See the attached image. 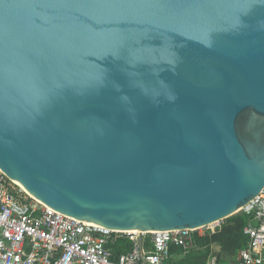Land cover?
Wrapping results in <instances>:
<instances>
[{
    "label": "water",
    "instance_id": "95a60500",
    "mask_svg": "<svg viewBox=\"0 0 264 264\" xmlns=\"http://www.w3.org/2000/svg\"><path fill=\"white\" fill-rule=\"evenodd\" d=\"M0 170L108 229L237 214L264 189V0H0Z\"/></svg>",
    "mask_w": 264,
    "mask_h": 264
},
{
    "label": "built area",
    "instance_id": "2783aa9c",
    "mask_svg": "<svg viewBox=\"0 0 264 264\" xmlns=\"http://www.w3.org/2000/svg\"><path fill=\"white\" fill-rule=\"evenodd\" d=\"M245 247L219 262L211 249L205 264H264V189L241 210ZM213 225V224H211ZM211 225L174 231H119L54 210L0 170V264H165L173 254L201 247L198 237ZM120 240L128 248L118 249Z\"/></svg>",
    "mask_w": 264,
    "mask_h": 264
},
{
    "label": "trees",
    "instance_id": "16d2710c",
    "mask_svg": "<svg viewBox=\"0 0 264 264\" xmlns=\"http://www.w3.org/2000/svg\"><path fill=\"white\" fill-rule=\"evenodd\" d=\"M248 219L246 214L238 212L222 220L223 222L213 233L197 238L200 249L191 250L182 255L178 250L172 248L171 252L176 257L168 259L165 264H205L211 249L216 253L219 262L232 260L236 252L245 247L247 243V236L243 233V228ZM127 242L120 240L118 249L128 248Z\"/></svg>",
    "mask_w": 264,
    "mask_h": 264
},
{
    "label": "rangeland",
    "instance_id": "374dc122",
    "mask_svg": "<svg viewBox=\"0 0 264 264\" xmlns=\"http://www.w3.org/2000/svg\"><path fill=\"white\" fill-rule=\"evenodd\" d=\"M239 213H241V211L239 212ZM223 221H220V222H218V223H215V224H213V225H211V228H217L218 226H220V224L222 223ZM180 256H182L181 254H180ZM176 257V255H171V258H175Z\"/></svg>",
    "mask_w": 264,
    "mask_h": 264
},
{
    "label": "bare ground",
    "instance_id": "6f19581e",
    "mask_svg": "<svg viewBox=\"0 0 264 264\" xmlns=\"http://www.w3.org/2000/svg\"><path fill=\"white\" fill-rule=\"evenodd\" d=\"M23 188V187H22ZM24 189V188H23ZM30 194V193H29ZM31 195V194H30ZM32 196V195H31Z\"/></svg>",
    "mask_w": 264,
    "mask_h": 264
}]
</instances>
